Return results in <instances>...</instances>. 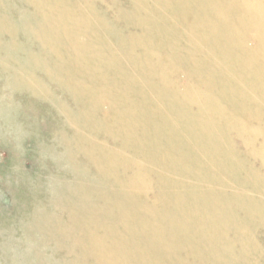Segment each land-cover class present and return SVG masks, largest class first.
<instances>
[{
	"label": "rangeland",
	"instance_id": "374dc122",
	"mask_svg": "<svg viewBox=\"0 0 264 264\" xmlns=\"http://www.w3.org/2000/svg\"><path fill=\"white\" fill-rule=\"evenodd\" d=\"M0 1L3 2L0 15L5 19L4 31L0 32V264H34L33 261L22 260L24 253L34 250L41 252L44 264L47 261L46 264H62L64 259L71 260V256L66 258L64 253H59L57 241L50 242L45 234L42 238L38 235L34 240H28L21 224L28 220L32 204H40L37 209L45 211L43 203L53 198L55 183L70 182L73 176L70 165L73 164L85 169L87 177L93 178L92 182L105 186H111L114 181L122 185L128 180L131 182L130 178L134 177L138 190L133 192L134 196L132 190L128 193L125 191L123 199L127 200L132 194L134 203H138L137 208L147 207L158 214L176 219L177 224L166 228L172 231L173 244L163 250L158 248L157 242V232L163 228L160 221H154L145 230L141 229L145 237L143 251L146 247L145 254L147 251L150 254L147 256L150 263L216 264V250L204 244L214 231V218L208 216L211 208L220 214L231 213L239 225L247 217V214L239 210V198L246 195L253 199L262 198L254 186V180L247 178V174L256 173L264 181L262 50L256 48L255 43L245 44L244 38L238 39L241 42H238L241 46L239 51L242 52L240 55L226 42L215 47V44L213 46L202 41V36L207 34L205 25L209 21L213 22L212 18L216 17L206 6V2L212 3V0H197L193 10L183 5L192 0L170 1L169 4L168 0H165V4H154L153 0ZM139 1L142 4L148 2L149 12H135L136 2ZM217 1L221 9L231 5L227 0ZM178 8L185 9V12L182 14L178 10L176 16ZM232 15L227 16L235 26H239V20ZM62 16L67 19L61 23ZM77 26L79 30L74 32V39L78 34L85 35L89 49L94 54L99 52L101 57H110L112 61L122 63L119 75L128 77H124L123 84L118 83L119 76L112 79L100 69L87 70L86 66L94 65L97 56L86 59L85 66L68 64L66 58H75V51L70 52L68 45L63 42L61 32L62 29L70 30ZM52 28L56 36H39L43 30ZM236 28L238 33L235 36L244 34L241 27ZM167 29H171L169 35L172 39L165 45L162 44L165 35L159 37L158 34ZM8 45L10 48L5 49L4 46ZM23 65H27L29 71L23 72ZM26 76L32 81H42L43 85L39 82L42 92L31 90ZM111 82L115 84L112 91L122 93L125 90L121 101L131 98L136 105L135 109L144 113L147 124H152V128L148 127L147 131L155 138L156 149H146L145 144L149 140L140 137L144 122L134 121L135 129L128 139L109 129L115 124L117 127H127V111L124 110L127 101L121 108L104 107L100 102H92L89 96L78 95L71 90V85L75 83L92 90L103 88L108 83L113 85ZM117 83L121 89L115 87ZM129 89H132V94ZM168 91L176 97L173 99L178 109L174 111L168 102L157 100L156 94L162 92L167 95ZM145 100L148 104L149 101H155L156 105L143 110L139 104ZM117 111L120 117L114 121ZM68 116L79 118L78 131L70 128ZM189 119L197 120L196 125H192L202 129V132H195V128L186 129ZM82 133L86 139L100 143L119 156L121 166L112 172V180L95 174L97 171L92 158L78 155L72 148V151L67 149L70 148L72 138L79 146H85L79 139ZM166 140L177 142L176 146L169 142L174 148L167 149L170 154L168 156L160 150L161 143L166 144ZM84 164L87 168L82 167ZM101 179H104L103 182ZM124 188L129 189L127 185ZM113 197L117 198L116 201ZM113 197L112 200L108 199V203H100L99 206L111 210L108 204L113 206L120 199L119 194ZM200 200L204 201L202 205L207 207L208 212H201L195 221L191 218L192 209H201ZM47 212L59 223H68L66 216L49 208ZM112 214V221L108 220L110 224L118 218L120 220L122 211L121 215L117 211ZM103 224L101 219L93 223L102 232ZM115 224L110 226L118 229ZM134 224L140 227L139 220ZM203 225L206 229L201 228ZM227 226L224 229L225 241L231 245L233 225ZM199 228L205 230V233H201ZM253 235L257 250L253 251L254 256L249 258V262L261 264L264 232L257 229ZM123 240L126 246L136 241L130 235H126ZM120 242L123 244L122 240Z\"/></svg>",
	"mask_w": 264,
	"mask_h": 264
},
{
	"label": "bare ground",
	"instance_id": "6f19581e",
	"mask_svg": "<svg viewBox=\"0 0 264 264\" xmlns=\"http://www.w3.org/2000/svg\"><path fill=\"white\" fill-rule=\"evenodd\" d=\"M39 1H41V0H39ZM170 1H178V0H168L167 4H169ZM196 1L197 0H192L191 3H188V2L183 3V5L189 9L193 10V9H195V6L193 4ZM202 1L203 0H201V2ZM212 1L214 2L215 0H212ZM232 1H233V5H232ZM60 2H63V0ZM153 2H154V4H161V3L165 4V0H153ZM213 2L212 3H210L209 1L206 2V6L210 9L209 12L213 11V13L216 15V17L213 19L211 16L213 22L209 21L205 25L206 27H204V29L207 31V34L205 36L201 35L202 41H206L207 43H211L213 46L215 44V47L219 46L223 42H226V43L230 44V46L233 48V50L237 51L240 55V54H242V52L239 51L240 50L239 48H241V46H239L240 45L239 43H241V42H239L238 39L244 38L243 40H244L245 44L255 43L256 48H259L260 50H262L261 54L264 57V2L262 0H227L226 2H230L231 5H229V6L225 5L226 7L225 8L223 7L222 9L219 6L220 3L218 4L217 0L214 3ZM2 4H3V2L0 1V13H1V9H2ZM141 4H142V2H140V1L136 2V6H137L135 9L136 13H139V12H141V13L145 12L146 13V11L150 10L148 8L149 7L148 2H145L142 5ZM179 6H181V4H179ZM178 10H180L182 12V14L185 12V9L178 8L175 12L176 16H177ZM49 14H50V12H49ZM229 14H233L232 16H234L236 18V20H239L238 21L239 26H235L232 23V21H230V18H228V16H227ZM64 17L65 16H62L61 21H60L61 23L66 21L67 18H64ZM66 17H68V15ZM126 18H129V17H126ZM127 20H129V19H127ZM232 20H234V18H232ZM4 21H5V19L0 15V32H1V30L4 29L3 27H5ZM131 21H134V20H131ZM134 22H136L138 25H141L137 21H134ZM140 22H142V21H140ZM151 22H153V20H151ZM150 24H152V23H150ZM107 25H106V27H107ZM154 25H155V23H154ZM101 27L102 26H100V28ZM236 27H239V28L241 27L240 29L242 30V33H244V34L235 36L238 33V29ZM78 30L79 29L77 26V27H73L70 30L62 29V32H61L62 33L61 35L63 37V42L68 45L70 52L72 51V53H73V51H75V56H76L75 58H70V57L66 58L68 64L69 65H77V66H80V65L85 66V65H87L85 62V61H87L86 59H91L94 56H97L94 65L86 66V67H88L87 70H94L96 68L100 69L105 76L109 74V76L112 77V79H113V77L119 76L118 83H120V85L123 84V80H125L124 77H126V75H119V73L121 72L122 63L112 61L110 57L109 58L101 57L99 52H95V54H96L95 55L94 52L89 49L88 40L85 38V35H79L78 34L76 36V38L74 39V32H76ZM170 32H171V29H167L166 31L161 30V34H158V35H160L159 37H162V35H165L162 38L163 39L162 44L166 45V43H168V41L172 39L171 35H169ZM71 34H73V35H71ZM46 35H50L49 38H51L54 35L56 36V34H54L53 28L50 30H43V32L39 34V36H41V37L46 36ZM1 43H2V41H1ZM43 47H45V45ZM4 48L6 49V48H10V47L8 45L6 47L4 46ZM0 50H2V49L0 48ZM107 51H108V48H107ZM44 52H45V50H44ZM7 56H9V54ZM219 56H221V55L219 54ZM46 57H48V56H46ZM224 58H229V57L224 56ZM231 58H233V57H231ZM5 60H7V59H5ZM16 61H17V59H16ZM22 64H23V62H22ZM22 64H21V66H22ZM17 65H14V67ZM53 65H52V68H53ZM208 66H210V65H208ZM19 67L20 66H18V68ZM46 70H47V68H46ZM22 71L23 72L29 71V70H27V65L22 68ZM12 73H14V72H12ZM26 74H27V72H26ZM256 74H257V72H256ZM13 77H11V78L14 79ZM126 78H128V77H126ZM27 79H28V81H27ZM27 79L25 81H27V84L30 85L31 90H35L37 92H42V89H41L42 87L40 85V83L42 81L41 82L39 81L40 82L39 83L35 79L33 81L31 79L29 80L28 77H27ZM15 80L16 79H14V81ZM23 80H24V78H23ZM114 82H111V83L113 84ZM118 83L115 86L116 88L120 87V85ZM130 83H132V82H130ZM13 84H14V82H13ZM27 84H26V86H28ZM70 85H71V83H70ZM114 85L115 84L109 85V83H108L103 88H100V89L92 88V90H90V89H87L85 87L84 88L79 87L78 84L75 83V84L71 85L72 86L71 90L75 94L77 93L78 95L89 96V98L91 99L92 102H95V101L100 102V103H102V105L104 107H111L112 106L114 108L115 107L121 108L122 104L125 101H127V102H125L127 107L124 109L125 111H127L126 112V115L128 117L127 127H123V128H122V126L117 127L118 125L115 124L112 129L111 128H109V129L112 132L119 133L120 135H123L126 139H128L130 137V135L133 133V128L135 126V124L133 125L134 121L144 122L145 126H144L143 130L140 132V137L142 140H149L145 144L146 149L151 150L152 147H153V149H156L157 145L155 142V138L153 139L151 137L152 134L147 131L148 127L151 126V128H152V124L151 125L147 124L148 121L145 120L144 113L139 111L138 108L135 109L136 105L134 104V101L132 102L131 98L129 100L128 99L125 100V98H123L125 101H121L122 94L125 92V90L122 93H120L119 91H117V92L112 91ZM17 86H18V84H17ZM28 88L29 87H27V89ZM120 89H121V87H120ZM131 90L129 92H131V94H132ZM161 90H163V88ZM111 91H112V93H111ZM33 93L34 92H32V94ZM163 93H164V91H163ZM163 93L159 92L158 94H156L157 100L158 101L161 100L162 102L163 101L168 102V104H170L169 106H170V109L172 111L178 109V104L176 102H174V99L176 97L169 91H168L169 94H167V95H166V93L165 94H163ZM133 94L135 95L136 91L133 92ZM38 95H39V93H38ZM191 97H192V95H191ZM153 104L156 105V102L155 101L154 102L149 101V104H148V101L145 100L144 102L142 101L141 104H139V105H141V108L143 110L144 109L146 110V108L149 109V107H151V105H153ZM64 106H65V104H64ZM14 110H16V109L14 108ZM133 111H135V112L133 113ZM138 112L142 113L143 115L137 114ZM14 113H16V112L14 111ZM114 115H115L114 121H116L117 120L116 118L120 117V113L117 111ZM231 116H233V115H231ZM20 118H22V115ZM50 119H52V118L50 117ZM68 120H69L68 123L70 125V128L75 132L78 131L79 129H77V128H78V124L80 123L79 118L78 117L75 118L74 116H72V117L68 116ZM169 120L171 121V119H169ZM196 121L197 120L193 121V119L192 120L189 119L188 122H186L187 125H185L187 127L186 129L193 130L195 128L196 129L195 132H202L201 131L202 129L200 130L198 127H195L192 125V123L196 125ZM21 122H23V121H21ZM168 124H169V122H168ZM109 127H111V126H109ZM20 131H18V132H20ZM127 131H129V132H127ZM59 133H60V130H59ZM63 133H65V132H63ZM17 135H20V134H17ZM34 135H35V133H34ZM21 136H22V133H21L19 139H21ZM57 138H59V136H57ZM55 139H56V137H55ZM79 139L81 142H83V144H85L84 147L79 146V144L75 140H73V138H72V140L75 141L76 144H74L72 140L71 141L69 140L70 141L69 142L70 148H67V149L71 150V148H72L75 153H78V155H82L84 157L86 156L90 159L92 158L95 170L97 171V173L95 172V174H98L99 176H102L105 179L112 180L113 179L112 175L114 173V170L118 169V167L121 166V161L118 160L119 156L116 155L115 152L113 153V151H111L110 149L101 145L100 143L91 142L90 140L86 139V137L83 133L79 135ZM158 139H161V138L158 137ZM56 140L58 141V139H56ZM66 141H68V140H66ZM35 142H36V140H35ZM62 142L64 143V141H62ZM169 142L174 144L175 146L177 145L176 141L171 142V141L166 140V142H165L166 144L161 143L160 150L163 151L162 152L163 155H166V153H167V156H168L169 151L167 149L170 147H173V145L169 144ZM66 143H68V142H66ZM69 150H67V151H69ZM71 151H69V152H71ZM48 153H52V152L50 151ZM59 160H60V158H59ZM81 162H83V161H81ZM78 164H80V163H78ZM81 164H83V163H81ZM85 165L86 164L82 165V167L83 166L86 167ZM70 167L72 168V170L70 169L71 173L73 172V174H71L73 176H72L70 182L64 183L65 181L64 182L59 181L58 183L57 182L55 183L56 190L53 194L54 195L53 198L48 200V201H45V203H43V206L46 207L45 211L37 209L38 205H40V204H32V207L29 210V215L27 218L28 220H26L25 222H22V224H21V228L24 230L25 236L28 240H32V239L34 240V237H38V235H40V237L42 238L43 234H45L46 239L49 240L50 242L55 243L54 240L57 241L58 246H59L58 252L64 253L66 258L68 256L72 257L71 260H67L68 262L64 259L62 264H152L147 260V256L149 257L150 254L148 253V251H147V254H145L146 247L143 251V248H144L143 244H144V238L145 237H143L142 232H143V230H145V228H148L149 226H151L152 225L151 223L158 220L157 222L160 221L161 222L160 225H162V227H163V228H161V230L159 232H157L158 233L157 234L158 248L163 250L168 245L173 244V241H172L173 236L171 235L172 231L171 230L167 231V229H169L168 228L169 225H171V227H172L173 225L177 224L176 219H174L172 217H168V216L158 214V213L154 212V209L151 210L150 208H147V207H140V208L138 207L137 208L136 205L138 203L137 204L134 203V200L131 197L133 192H136V190H138V187L136 186L137 183H135L134 177L130 178L131 182L128 180L126 183H124L122 185H120L119 183L117 184V182L114 181V183L111 186L110 185L105 186L99 182L98 183L92 182L93 178L91 177V179H92L91 180L89 177H87L85 169L83 170L80 167V165H79V167H77L73 164V165H70ZM86 170L88 171V169H86ZM88 173H90V172H88ZM163 175H166V174H163ZM169 175H170V173H169ZM176 175L177 174H175V176ZM177 176H179V174ZM115 177L117 178V175ZM247 178H248V180H251V181L254 180L253 181L254 186L257 189L258 194L262 195V198L261 199H257V198L253 199L251 197H247L246 194H244V195H246L244 197H241V198L238 197L240 199V202H241L240 207H239L240 212L247 214V217L244 218V220L241 222V224L239 223V225H238L237 219L235 217H232L231 213L220 214L218 210H217L218 211L217 212L216 209L214 211V208H211L212 209L211 214L210 215L208 214L209 217L213 216V218H214V220H213L214 223L212 224L214 231H213V234L206 239V242L204 244L208 245V246L214 248V250H216L217 255H216V258L214 259L216 264H250L249 258H251L252 255L254 256L253 251L255 250V252H256V250H257V247H255L256 243L254 241L253 233L257 229L262 230V232H264V181H263L262 177H259L256 173L247 174ZM103 180H102V182H103ZM51 183L54 184V182H51ZM124 185H127L129 187V189L126 190L124 188ZM171 185H172V183H171ZM131 190H132V194L130 195V197L129 198L125 197V198H127V200H124L123 199V197L125 196L124 192L126 191L128 193L129 191L131 192ZM214 192H215V190H214ZM118 194L120 196L119 197L120 199L117 203H115L114 201H116L117 198L113 197V196L118 195ZM122 195H124V196H122ZM134 195L135 194H133V196ZM111 197L115 198V200L113 199L114 200L113 206H110L108 204V206L111 208V210H107V209H105L106 207L103 208V207L99 206L100 203L107 202L108 199ZM201 198H204V197H201ZM210 198L214 199L213 197H210ZM135 199L137 200V198H135ZM111 200H112V198H111ZM201 200L199 201V204H200L199 208H201V209H197V208L192 209L193 215L191 218L195 221H197L199 219L201 212H208L207 207H203V205H202V202H204V201H201ZM144 206H146V205H144ZM48 208L54 212H58L61 216H66L68 223H65L63 225V223L61 224L57 220H54V218L51 217L49 215V213L47 212ZM116 211H117V213H119V215H121V211H122V215L120 216V220L118 218L117 221L112 222L110 224V222L108 220L112 221L111 215H114L112 213H114ZM184 216H186V215H184ZM59 218H60V216H59ZM100 219L103 220V222H104V224H103L104 225V228H103L104 231L103 232L100 231L99 228L96 229L93 225V223L99 221ZM188 219H189V217H188ZM59 220H61V219H59ZM138 220L140 222V224H139L140 227L134 226L135 225L134 223ZM98 223L96 225H99ZM112 224H115V227H118V229H116V228L114 229V226H110ZM155 225H156V223H155ZM227 225H233L232 230L234 231V236L232 238V243H234V244L231 243V245H230V243L227 244V242L225 241L226 239H225V235H224V229ZM227 227H229V226H227ZM201 228L206 229V226L203 225ZM201 228H199V231L201 233H203V232L205 233V230H203ZM141 229H143V230H141ZM151 231L149 232L150 235H151ZM152 234H156V233L152 232ZM126 235H130L131 237H134L136 240L130 246H126V242H123L124 241L123 238ZM54 237H55V239H54ZM41 238H38V239H41ZM153 239H155V238H153ZM121 240H122L123 244H121V242H120ZM152 241H154V240H152ZM42 243L43 242H41L40 244H42ZM153 249H154V247H153ZM40 253H41L40 251H35V250L30 252V253H24L22 260L33 261L34 264H44V261L40 257V255H41ZM261 253H262L261 264H264V252L261 251ZM47 262H45V264Z\"/></svg>",
	"mask_w": 264,
	"mask_h": 264
}]
</instances>
